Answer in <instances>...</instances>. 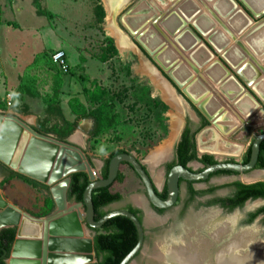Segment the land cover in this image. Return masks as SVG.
I'll return each instance as SVG.
<instances>
[{
	"label": "rangeland",
	"instance_id": "1",
	"mask_svg": "<svg viewBox=\"0 0 264 264\" xmlns=\"http://www.w3.org/2000/svg\"><path fill=\"white\" fill-rule=\"evenodd\" d=\"M138 1L129 0L125 3L116 14L115 21L134 44L136 46L138 44L147 54L138 46L136 51L130 50L128 53L119 51L116 38L110 34L106 25L103 0H0V112L16 114V116L18 113L23 116L22 118H28L30 114H25L30 111L29 103L33 105L36 102L35 109L39 112L41 109L38 108H41L45 103L44 100H47L52 103H48L50 110H47L45 115H37L33 125L50 131L49 134L64 137L70 130L72 132L75 129L57 113V110H54V107H58L57 102L61 103L60 96L64 88L67 98L63 106L65 111L68 109L70 112V119L73 120L76 116H89L97 127L96 134L91 136L88 128L82 149L85 155L91 157L97 174L99 175L103 158L111 151L123 148L146 164L158 184L159 180L163 179L162 165L171 157L173 146L179 136L178 132L176 131V138L172 140V146L165 159L155 164L149 162V156L152 151L162 150L160 149L162 145L174 136L175 128L174 123L171 124V115L176 109L166 103L151 79L140 72L139 66L142 60L151 62L171 85L175 86V84L165 70L155 62L153 56L138 42L135 35L129 32V26L124 22L126 17L132 19L133 13L130 12ZM177 1L162 0L165 6H160V14L167 15ZM239 3L254 21L264 19V14L255 18L242 2ZM156 5L159 6V3L156 2ZM142 13H147V10ZM176 16H180L179 13ZM150 19L151 23L155 16ZM189 27L203 41L204 38L195 27L191 24ZM109 38L112 42L108 41ZM58 45H61L60 47L67 53L69 64L67 73L61 72L57 66L50 63L48 58L38 64L32 63L36 54L42 51L51 53ZM214 54L217 56V53ZM235 75L246 91L255 94L236 73ZM174 91L183 103L180 112L182 128L187 116L197 121L199 111L193 109L180 88L177 87ZM8 93L14 95L9 103L6 96ZM260 104L262 106L260 108L264 110L262 102ZM48 115V119H44ZM90 118L80 120H89L91 126ZM206 125L208 127L213 124L208 122ZM254 126L252 136L247 139L234 133L229 137V140L245 145L240 156L227 154L226 151V153L214 152L216 155H212L219 159H239L253 135L264 131V123ZM201 129L203 130V127L197 128L194 136L197 154L206 151L200 150L197 142V135L202 131ZM190 165L196 169L199 167L195 162H191ZM255 174L256 176L253 174L252 178L264 180V171ZM243 176L249 175L220 174L214 176L213 180L224 182L239 177L244 181ZM126 182L112 184V190L122 191L123 199L110 204L105 208L106 210L122 208L126 198L137 201L139 194L142 196L143 184L130 169ZM0 190L8 201L33 216L38 214L36 217L47 215L51 206L55 208L49 190L33 187L19 178H11L0 183ZM258 202L260 200L256 199L247 201V204L254 205ZM81 210L83 212V209ZM145 218L146 224L159 225V227L165 220V216H155L150 212L146 213ZM256 227L261 225L257 223ZM168 230L169 227L165 224L160 232L153 233L148 230L143 246L129 264H161L157 262V260L162 261L158 255L162 257L172 246L168 239L176 237ZM247 230L253 231L256 237L253 229ZM92 233L93 231L90 230L89 235Z\"/></svg>",
	"mask_w": 264,
	"mask_h": 264
},
{
	"label": "water",
	"instance_id": "2",
	"mask_svg": "<svg viewBox=\"0 0 264 264\" xmlns=\"http://www.w3.org/2000/svg\"><path fill=\"white\" fill-rule=\"evenodd\" d=\"M237 1L242 2L255 18L263 15L262 12L254 13V11H252L248 5L243 2V0ZM178 2L179 0L176 4ZM203 3L204 2H202V4ZM174 5H172V8L170 9L171 11L163 17V20L167 21L171 19L173 21L176 19L174 20L177 23L176 28H181L178 32L179 36L184 31H189L195 36L196 41L206 44L213 54L217 53L220 57H218L219 61L223 64L228 74L234 76L235 79H238L235 75L236 73L255 94L252 95L246 90L245 92L256 101L259 107H262L260 102L264 105V100L261 99L258 91L253 87V84L260 76L261 71L264 73V65L261 64L253 53H250L243 41L234 34L232 29L220 21L221 27L227 31L230 39L235 40V43L239 45L240 48H242L248 56L255 61V63H257L254 75L249 79L244 77L241 73L240 67L235 69L231 64H229L225 59V54L215 48V46L207 39L206 30L198 29L195 24H191L204 38L202 41V38L190 29L189 24H185V20L180 14V16H176L179 12L177 11V13L174 11ZM163 14L165 13H162V15ZM213 16L217 17L215 14H213ZM188 18L189 17L186 16V19ZM154 20L151 23L153 25L157 22H154ZM128 30L131 34L136 35V32H134L135 29L129 27ZM160 31L163 36L167 37V34L164 31ZM135 38L147 50V52L153 56L155 62L163 70H165L166 74L173 80L175 84V86L172 85L173 89H176L177 87L180 88L184 97L188 98L190 104L202 113L205 120L215 124L217 128H219V122L225 115L223 111H216V113L207 112L203 106L205 102L199 101L197 103L193 96L188 93L187 87H185L186 83L183 84L182 81H178L176 78H173V70H166V67L159 62L156 57V51L146 47L136 36ZM172 41H170L171 44L174 42ZM186 59L190 61V65L194 67V70L201 77L202 73L199 71V68L193 65L188 57ZM238 82L240 83L239 80ZM240 85L244 89V86L241 83ZM249 118L250 117L243 120L242 117H240L241 125L235 129V131L233 130L232 133L239 135V137L242 136V138L244 137L245 139L251 137L255 126L252 123L251 118ZM206 126L207 125H204L203 128ZM263 140L264 131L254 135V140L250 145V158L247 163H239L237 160L234 162H216L214 164L207 165L204 169L197 172L189 170L182 165L173 166L166 174L167 197L163 200L158 197L154 190L152 181L154 179H152L151 173H148L146 169L142 167V161L134 154L123 152L113 156L109 162L107 177L100 178L97 174V170L89 163L80 146L58 140L51 135L40 134L34 131L31 126L20 117L0 112V161L20 174L47 184L49 186V192L55 203V208L52 212L45 216L36 217L22 210L14 203L8 201L0 190V230L6 227H16V235L10 252L6 257V263L7 260L12 257L20 260H32L34 262L38 260V264H64L66 262L64 261L65 258L72 257V259H74L75 257L84 259L85 257L80 264H102L97 262L95 259L93 233L92 235H89V232L92 228L101 227L102 224L110 217L121 214L129 217L133 221L138 233V240L136 244L119 263L129 264L134 259L136 253L140 251L144 242L145 231L142 222L138 220L136 215L124 208L111 209L98 220H94V209L91 200V192L93 189L113 183L121 163H128L138 175L143 183L146 198L152 205L158 208H167L176 200L178 194V180L180 178L187 180H201L207 178L210 173L219 170L238 172L243 175H246L249 171L258 170L255 168V163L258 158L260 143ZM203 153L210 155L215 154L213 151H201L200 154ZM80 170L87 172L90 182L84 190L83 201L69 202L67 199V189L70 182L68 175L71 172ZM260 170L264 171L263 169ZM256 181L259 180L255 179L247 181L246 183ZM80 208L83 209V213L80 211ZM22 216L25 219H29L31 223L38 225L39 235H37V237L23 238L19 235V232L21 231L19 223ZM66 218H72L74 223L71 221V225L66 227V224L64 223ZM247 228L250 227H244L242 230ZM84 232H86L88 236L87 238H84ZM88 252H90V254H85ZM5 255L6 253H4V256Z\"/></svg>",
	"mask_w": 264,
	"mask_h": 264
},
{
	"label": "crops",
	"instance_id": "3",
	"mask_svg": "<svg viewBox=\"0 0 264 264\" xmlns=\"http://www.w3.org/2000/svg\"><path fill=\"white\" fill-rule=\"evenodd\" d=\"M110 0H103V3H104V8H105V11H106V25H107V28H108V31L110 32V34L116 38V41H117V46H118V49L121 53H128L130 50L131 51H136L138 48L137 46L142 49L137 43V46L134 44V42L129 38V36L123 32L117 25L116 21H115V18H116V14L122 9V7L124 6L125 3H127L129 0H113V3H111V12H109V8H108V4H106V2H109ZM153 1V0H139L136 4H135V12H133V10L131 12H133L132 15H134V18H133V29H135V32H137L138 34L143 32V30L149 26V23H150V20H146V15H149L150 17H156L157 15H159V10L156 9L150 2ZM155 2L159 3V6L163 7L165 6V3L162 2V0H154ZM170 1V0H169ZM216 0H212V2L210 0H207L205 1L212 9L214 8L213 7V4ZM220 1H223V6L226 10L232 8L231 7V2L229 0H220ZM236 0H234V4L237 5L238 7L235 9L234 8V14L235 13H238V8H242L241 4L236 2ZM199 1L198 0H189V2L187 3V7L190 8L191 10H194L196 7H199ZM222 4V3H221ZM259 7H262L264 6V0H259ZM186 7V9L188 10V8ZM236 7V6H234ZM185 8V7H184ZM243 9V8H242ZM144 10H147V13H142V11ZM151 10V12H150ZM244 10V9H243ZM215 11V10H214ZM245 11V10H244ZM130 12V13H131ZM205 11V9H203V11H201L199 14L196 15V17L194 18V21L196 22L197 26L200 28V29H203V30H206L207 31V35L206 37L209 39L211 38V40L213 41V43H215L217 46H220L222 44V42L225 40L224 36L221 35L220 33L219 34H216L218 28H220V26L218 25V23L212 18V16H210V14ZM216 12V11H215ZM246 12V11H245ZM217 13V12H216ZM247 13V12H246ZM218 14V13H217ZM248 14V13H247ZM249 15V14H248ZM127 15H125L126 17ZM224 18L223 15H220ZM250 16V15H249ZM251 17V16H250ZM223 21H226L228 23V26L234 30V32L237 34L238 38H240L241 40H243L244 42V45L248 47V45L246 44V40L244 39V36H245V33L251 28L249 27H244L242 26L244 24V18L243 16L241 15H237L235 18H234V26L229 22L228 19H223ZM125 19V18H124ZM126 20V19H125ZM124 20V21H125ZM228 20V21H227ZM152 23V22H151ZM174 23V26L177 25V23L171 19L165 21V20H160V27L161 29H163L164 31H166V33L169 35L170 39L172 38L171 35L173 36V31L174 29L176 28H173L174 26H172ZM217 24V25H215ZM152 25V24H151ZM132 26V25H131ZM219 26V27H218ZM152 28H150V37H153L154 38V42H151L149 43V45L151 47H153V45H157L159 44L158 42L162 41V37L161 35L158 33V31L156 29H154L153 27L154 26H150ZM242 27L243 28V32H241L242 34H240V32L238 30H240ZM173 28V29H172ZM168 31H167V30ZM172 29V30H171ZM222 29V28H220ZM147 30V29H146ZM153 30V31H152ZM156 30V31H155ZM215 30V31H214ZM238 31V32H237ZM156 32V33H155ZM221 32H225L222 31ZM136 33V34H137ZM215 33V34H214ZM225 34V33H224ZM227 34V33H226ZM225 34V35H226ZM157 35V36H156ZM228 34L225 36L227 37ZM229 37V36H228ZM227 37V38H228ZM254 40H255V43L254 44V47L256 50H259V46H264V31L262 32H259L256 34V36H254ZM143 42V41H142ZM192 36L191 35H185L182 37V44L180 45L181 47H178L177 49H179L180 51L182 50L185 55L190 59L192 60L198 67L199 69L202 68V70H206L204 78H206V80L204 81L203 79H201L200 77L198 76H195L192 77L190 79V77L188 78V81L186 82L187 80V77L190 75L191 70L187 63V61H185L183 59V57L181 56L180 52L177 51L176 49H174L171 45H167L168 44V41L165 40V42L163 43V45H167V50H168V53L169 55H173L172 57L176 56V57H179V60L178 62L175 64V65H179L181 64L182 68L180 71V73H184L183 75V78L182 79H179L177 78L178 80L182 81L183 84H185V87H188L190 89L191 92H189L188 90V93H190L192 96L194 95L193 98H195L197 101H205L206 99L209 100V99H215L216 102H218L219 106L221 104V106L223 108H219L218 112L220 110H225L227 109V111H230L232 114L231 116L235 119V121L237 123H235V121H233L234 124L231 125V127H229L230 129L226 130V134L224 135L222 132H224L223 130H221V128H217V126L215 124L213 125H210L208 127H205V129H203L202 131L206 130L207 128L209 129H212V133L215 135H218L220 137H222L226 142L228 143H232L234 145H241L242 148H243V145L242 143H239L238 141H231L229 140L230 138V135H231V132L234 130L235 131V128L237 129L238 127H240V121L239 119H237V117L234 115V111L240 113L235 107L234 109L232 110L231 107V102H232V99L236 96L240 94H242L244 97H246L249 101V97L245 96L244 94H246L244 91H239V88L238 86H240L238 84V82L235 80V78L233 79L232 77H228V78H225L222 80H220L222 78V75L224 74V70L222 69V67L220 66L219 63H215V64H211L213 58L217 57L216 55H214L210 49L205 46V44L199 42V43H196L195 45L192 46ZM230 42V43H229ZM229 42L224 46L225 50H227L228 48H232V44L233 43V40H229ZM155 45V46H156ZM61 45H58L57 48H61L60 47ZM253 47V48H254ZM56 48V49H57ZM238 48V47H237ZM237 48L234 49V51H231L233 50V48L230 50V53H227L228 57L230 58L231 57V52H232V56L230 59L232 61H239V64L243 63L244 61H246L248 59V57L240 50H236ZM250 49V47H248ZM63 49V48H61ZM142 51V50H141ZM241 51V53L239 52ZM250 51L252 53L255 54L256 58L261 61V63L264 65V55L262 56H259L256 51H253L252 49H250ZM233 53H236V54H239V55H236L235 57V54ZM245 55L246 57H242V55ZM233 58V59H232ZM243 58V59H242ZM185 62V63H184ZM246 64L244 66L246 67H243L242 69V73L244 74V76L246 78L249 79V77H252V75H254L255 73V68L252 64H250L248 61L245 62ZM139 70L141 73H143L144 75L148 76L151 81L153 82V84L155 85L156 89L160 92L162 98L166 101V103L170 104L171 107L175 108L176 109V112H173V114L171 115V124L175 123L177 124L179 127H178V130H175L178 132L179 134V131H180V128H181V125H182V118H181V115H180V112L182 111L183 109V103H182V100L181 98L175 93L172 85L168 82V80L166 78H164V76L159 73V70L151 63L149 62L148 60H142L140 66H139ZM178 68V66H175L174 68H172V70ZM245 69V70H244ZM171 70V71H172ZM188 70V71H186ZM247 73H250L247 74ZM176 76L179 77V73L176 72L175 73ZM263 75V74H261ZM175 77V76H174ZM209 77V78H208ZM176 78V77H175ZM214 78V79H213ZM232 78V79H231ZM258 83L255 82L253 85L256 86L255 88L257 89V85H258V93L260 94V96L262 97V99L264 100V95L263 93L261 94L259 89H260V85L263 84V88H264V77L263 76H259L258 78ZM260 79V80H259ZM263 79V80H262ZM195 80V81H193ZM228 80V81H227ZM234 80V81H233ZM262 80V81H261ZM208 81L209 83H211V87L208 86ZM213 81H214V84H213ZM220 81V82H219ZM231 82L234 84V89H235V92L236 94H234V96H230L229 98L225 97L224 95H222V93H220V91L217 90V87H219L220 85L221 86H224L225 82ZM190 83V84H189ZM204 84V85H203ZM223 84V85H222ZM203 85V86H202ZM213 85V86H212ZM193 86H197V87H202L201 90L199 91H195L194 90V87ZM204 87H207L205 90ZM192 88L194 91H192ZM214 90V94H212V89ZM197 89V88H196ZM62 94L60 96L61 98V107H62V110L66 119L72 121V119H70L71 117V114L70 112L68 111H65L64 109V106H63V103L64 101L66 100L67 98V94L64 93L65 89L63 88L62 89ZM194 92V94H192ZM208 92V93H207ZM200 94V96H198L197 94ZM202 93H205V94H202ZM210 93L212 94V96L210 97ZM196 94V95H195ZM221 96H220V95ZM220 97H219V96ZM205 99H204V98ZM222 97V98H221ZM202 98V99H201ZM209 98V99H208ZM225 99V100H224ZM206 100V101H207ZM224 101V102H223ZM30 106V111L28 114H25V115H29L28 118H22L23 116L20 114L17 113V116L22 118V120H24L25 122H27L29 125H33L34 121L36 120L37 118V115H40V114H44V107H45V104H42L41 105V108L39 107L38 109H41V111L37 112V110L35 109L36 108V102L33 103V105H31L30 103L28 104ZM43 106V108H42ZM220 106V107H221ZM252 106V104H251ZM69 107V106H68ZM32 109V110H31ZM33 109H35V111H33ZM207 112L209 113H215V112H211V111H208L206 110ZM257 111V112H256ZM254 115H253V119L255 120V122H257L258 125H262V123H264V114H262L259 110H254ZM242 113V112H241ZM240 113V114H241ZM260 113V114H259ZM32 114V115H31ZM16 115V114H15ZM173 116H175L177 118V121L176 122L174 119H173ZM243 117V116H242ZM30 118V119H29ZM239 122V123H238ZM84 124V125H83ZM90 126V122L89 120H79L78 121V125L77 127L68 135V137L66 138V142H69L71 144H74V145H77V146H80L82 149L84 148V141L86 140L87 138V134L86 131L88 130ZM214 127V128H213ZM216 127V128H215ZM234 127V129H233ZM233 129V130H231ZM231 130V131H230ZM202 131H200L199 133H201ZM222 131V132H221ZM217 133V134H216ZM222 133V134H221ZM48 135H51L53 136L54 138H56L53 134H48ZM198 136V135H197ZM57 139V138H56ZM207 142H205L206 144ZM208 143H209V140H208ZM207 145V144H206ZM245 146V145H244ZM241 148V149H242ZM245 149V148H244ZM244 149L241 151V153L244 151ZM156 151V150H155ZM155 151H152L151 154H153ZM240 153V154H241ZM150 154V156H151ZM155 154V153H154ZM106 157V156H105ZM151 158V157H150ZM149 158V160H150ZM166 158V157H165ZM150 162V161H149ZM151 163V162H150ZM103 165V161L101 163ZM101 165V166H102ZM131 170L135 173V171L130 167V165L126 164L125 162L121 163L120 166H119V171H121L123 174H124V178L123 179L124 181L120 182V183H125L127 181V178H128V170ZM136 174V173H135ZM254 174V173H253ZM252 174V176H253ZM137 175V174H136ZM249 176H243V179L244 181H249V180H252ZM15 179H18V178H15ZM154 179V178H153ZM248 179V180H246ZM155 181V179H154ZM156 182V181H155ZM162 182V179L159 180L158 182V186L161 184ZM127 183V182H126ZM119 191V190H117ZM121 194H122V191H119ZM60 197V196H59ZM139 198L137 199V201H134L133 202L137 205H144L145 203V198L143 197V195L141 196L139 194L138 196ZM69 202H73V201H69ZM55 204V203H54ZM82 209V208H81ZM53 210H51L52 212ZM50 213V212H49ZM69 222H73L72 218L68 219ZM68 221H65L64 223L66 224V226H70ZM71 222V223H72ZM20 223L21 224V233L20 235L23 237V238H27V237H37V235H39V228H38V225H34L33 223H31V221L27 220V221H23V216L20 220ZM74 223V222H73ZM29 230V231H26V230ZM87 234L86 232H84V238H87ZM86 254V253H85ZM85 259V257H84ZM84 259H80V258H75L72 259L71 258H65L64 261H66L64 264H71L69 261L70 260H75V264H80L81 261H83ZM9 263L10 264H30V263H26L24 262L23 260H20L18 258H15V257H12L10 260H9ZM60 264H63V263H60Z\"/></svg>",
	"mask_w": 264,
	"mask_h": 264
},
{
	"label": "bare ground",
	"instance_id": "4",
	"mask_svg": "<svg viewBox=\"0 0 264 264\" xmlns=\"http://www.w3.org/2000/svg\"><path fill=\"white\" fill-rule=\"evenodd\" d=\"M199 1V7H196L194 10H191L190 8H188L187 7V3L189 2V0H179V2L177 3V4H175L174 5V7H173V9L174 10H177L178 12H179V14L181 15V17H183V19L185 20V24L187 23V24H195L196 25V27L198 28V29H200L198 26H197V24H196V22L194 21V18L196 17V15L197 14H199L201 11H203V9H205V11H207L209 14H210V16H212V18L218 23V25L220 26V28H222L221 27V24H220V21H222L224 24H226L227 25V27H229L228 26V23L226 22V21H223L222 20V16H220V15H223L224 16V18L223 19H228L229 20V22L234 26V18L239 14V15H241V16H243V18H244V24L242 25V26H244V27H251L246 33H245V36H244V39L246 40V44L248 45V47H250V49H252L253 51H256V53L259 55V56H262V55H264V46H259L258 48H259V50H256L255 49V47H254V44H256L255 43V40H254V36H256V34L257 33H259V32H262V31H264V19H262V20H260V21H254L242 8H238V13H235L234 14V8L236 9L238 6L237 5H235L234 4V0H229L230 2H231V7L232 8H230V9H228V10H226L225 8H224V6H223V1H220V0H216L214 3H212L213 4V9L205 2V1H207V0H198ZM204 2L203 4H202V2ZM211 2H212V0H210ZM236 2H238L237 0H236ZM235 2V3H236ZM243 2H245L247 5H248V7L252 10V11H254V13H259V12H262V14H264V6H262V7H259V0H243ZM111 3H113V0H110L109 2H107V4H108V8H109V12H111ZM156 9H160V6H157L156 5V2H154V1H151L150 2ZM222 3V4H221ZM239 3V2H238ZM241 4V3H240ZM234 6H236V7H234ZM185 7V8H184ZM186 7L188 8V10L186 9ZM135 10V9H134ZM133 10V12H135ZM218 13H216L215 11ZM133 12H131V13H133ZM150 12H151V10H150ZM206 12V13H207ZM215 14L217 17H214L213 16V14ZM166 15V13L165 14H160V12H159V15H157L156 17H155V19L156 20H154V22L155 21H157V22H155V25H151V23H149V26H147L144 30H143V32H141V33H137L135 36L138 38V39H140L141 41H143V44L146 46V47H148V48H150V49H153V51L155 50L156 52L155 53H157L156 55V57H157V59L159 60V62L163 65V66H165L166 67V70L168 69H170V70H172V68H174L175 66H178V68H176V69H174L173 71H172V76H173V78H175L176 77V79L177 78H179V79H182L183 78V75H184V73H180V71L179 70H181V69H183L182 68V66H181V64H179V65H175L177 62H178V60H179V57H176V56H174V57H172L173 55L171 54V55H169V53H168V50H167V45H171L174 49H176L177 51H179L180 52V54H181V56L183 57V59L185 60V61H187V63L186 64H188L189 65V67L188 68H190V70H191V72L192 73H190V75L187 77V80H186V82L188 81V78L190 77V79L192 78V77H194V75L195 76H198V77H200L198 74H197V72L194 70V67H192L191 65H190V61L188 60V59H186L187 58V56L185 55V53L181 50H179V49H177L178 47H181L180 45L182 44L181 42H182V37L183 36H185V35H191L192 36V40H193V42H192V46L193 45H195L196 43H199L198 41H196V39H195V36L191 33V32H189V31H184L180 36H179V34H178V32H179V30L181 29H179V27L178 28H175L176 26H174V23H173V25L172 26H174L173 28H175L174 29V31H173V36L171 35V39H170V37H169V35L166 33V31H164L163 29H161V27H160V20L162 19L163 20V17ZM192 15V16H191ZM186 16H188L189 18L188 19H190V20H188V19H186ZM153 17V16H152ZM152 17H150L149 15H146V20H150L151 21V19L150 18H152ZM133 18H134V15H133V17H132V19H129L128 17H126L125 19V21L124 22H126L127 24H128V26L129 27H133V24H134V22H133ZM219 18V19H218ZM227 20V21H228ZM153 22V21H152ZM132 25V26H131ZM215 25H217V24H215ZM150 26H154L153 28L154 29H156L157 31H158V33L161 35V37H162V41H160V42H158L159 44H155V45H153V47H151L150 45H149V43H151V42H154L153 40H154V38L153 37H150V28H152V27H150ZM218 26V27H219ZM255 26H256V28H255ZM244 27H242L240 30H238L239 32H240V34H242L241 32H243V28ZM172 28V29H173ZM220 28H218V30H217V32H216V34H221V35H223L224 36V38H225V40L222 42V44L220 45V46H217L215 43H213V41L211 40V38H207L214 46H215V48H217V49H219L220 51H222V53L223 54H225V59L228 61V63L229 64H231L235 69L236 68H238V67H240V69H241V73H242V69H243V67H246V66H244L246 63V61H248L250 64H252L253 66H254V68H255V70H256V68H257V63H255V61H253L249 56H248V54L242 49V48H240V46L239 45H237L236 43H235V40H234V44H232V48H233V50H231L232 48L230 47V48H228L227 50H225V48H224V46L229 42V40H230V37H225L227 34V31L225 30V29H223V31H225L224 33L226 34H224L223 32H221L222 31V29H220ZM147 29V30H146ZM171 29V30H172ZM155 30V31H156ZM160 30H162V31H164L166 34H167V37H169V38H167L166 36H163V34L161 33V31ZM167 30V29H166ZM153 31V30H152ZM168 31V30H167ZM183 31V30H182ZM215 31V30H214ZM233 32H234V30H232ZM237 31V32H238ZM135 32V31H134ZM156 33V32H155ZM178 34V35H177ZM215 34V33H214ZM234 34L235 35H237L235 32H234ZM157 36V35H156ZM179 36V37H178ZM178 37V38H177ZM153 39V40H152ZM165 40H170V41H172L173 42V44H171L170 43V41H168V44L167 45H163V43L165 42ZM243 41V40H242ZM244 42V41H243ZM230 43V42H229ZM238 47V48H237ZM247 46H246V48L250 51V49L248 48ZM254 47V48H253ZM235 48H237L236 50H238V49H240L247 57H248V59L246 60V61H244L243 63H241V64H239V61L237 62V61H232L230 58L231 57H233L234 58V56H232V52H231V57L229 58L228 57V55H227V53H230V50L231 51H234V49ZM241 51H239L240 53H241ZM235 52V51H234ZM250 53H252L251 51H250ZM233 54H235V57H236V55H239V54H236V53H233ZM242 55V57L244 58V57H246L245 55ZM254 54V53H253ZM255 55V54H254ZM256 57V56H255ZM232 58V59H233ZM242 58V59H243ZM180 61V60H179ZM261 62V61H260ZM185 63V62H184ZM191 63L193 64V65H195L196 67H198L192 60H191ZM215 63H219L220 64V66L222 67V69L224 70V74L222 75V78L220 79V80H222L223 81V79H225V78H228V77H232L233 79H234V76H232V75H230V74H228V72L226 71V69H225V67L223 66V64L219 61V59H218V57H215V58H213V60H212V62H211V64H215ZM262 64V63H261ZM263 65V64H262ZM199 68V67H198ZM245 70V69H244ZM186 71H188V70H186ZM199 71H200V69H199ZM176 72H178L179 73V77L178 76H176ZM205 72H206V70H202L201 71V73H202V75H201V79H203L204 81L206 80V78H204V76L206 75L205 74ZM256 72V71H255ZM243 74V73H242ZM247 74H249L250 75V73H247ZM261 74H263V75H261ZM261 74H260V76H263L264 77V73L261 71ZM175 76V77H174ZM207 76V75H206ZM243 76H244V74H243ZM251 76H253L252 74H251ZM245 77V76H244ZM209 78V77H208ZM231 78V79H232ZM250 78V77H249ZM214 79V78H213ZM178 80V79H177ZM237 82H238V79H235ZM260 80V79H259ZM263 80V79H262ZM261 80V81H262ZM178 81H180V80H178ZM183 81V80H182ZM193 81H195V80H193ZM228 81V80H227ZM234 81V80H233ZM264 81V80H263ZM220 82V81H219ZM255 82H257L258 83V79L255 81ZM190 84V83H189ZM213 84H214V81H213ZM238 84L240 85V83L238 82ZM204 85V84H203ZM202 85V86H203ZM223 85V84H222ZM263 84H261L259 87H260V89H259V91H260V93L262 94L263 93V95H264V88H263V86H262ZM208 86L209 87H211V83H209V81H208ZM213 86V85H212ZM194 87V90L196 91H199V90H201V88L202 87H197V86H193ZM253 87L255 88L256 86H254L253 85ZM197 88V89H196ZM205 88V90H207L206 88L207 87H204ZM238 88H239V91H244L245 92V89H243L242 87H241V85L240 86H238ZM212 89V88H211ZM256 89V88H255ZM257 89H258V85H257ZM256 89V90H257ZM175 90V89H174ZM187 90L189 91V92H191L190 91V89L187 87ZM193 90V88H192V91H194ZM215 90V89H214ZM214 90L212 89V94H214ZM217 90L218 91H220V93H222V95H224L225 97H227V98H229L230 96H234V94H236V93H234L235 92V89H234V84L233 83H231L230 81L229 82H225V84H224V86H219V87H217ZM176 93V92H175ZM208 93V92H207ZM246 93V92H245ZM192 94H194V92L192 93ZM197 94V93H196ZM195 94V95H196ZM202 94H205V93H202ZM212 94L210 93V97L212 96ZM198 96H200V94H197ZM206 95V94H205ZM220 95V94H219ZM218 95V96H219ZM245 96H247V97H249V99H250V101L246 98V97H244L242 94H240L239 93V95L238 96H236L235 97V99L233 98L232 99V102H231V107L230 108H232V110L234 109V107L241 113H238L237 111L235 112L234 111V115L237 117V119H239V121H240V117H242V119L243 120H245V119H247L248 117H250L251 118V121H252V123H254V125H256V126H259L258 124H257V122H255V120L253 119V115H254V110H259L262 114H264V111L259 107V105L256 103V101L251 97V96H249L248 95V93H246V94H244ZM207 96V95H206ZM221 96V95H220ZM219 96V97H220ZM259 96H260V94H259ZM193 97H194V95H193ZM261 97V96H260ZM204 98V97H203ZM222 98V97H221ZM231 98V97H230ZM195 99V98H194ZM202 99V98H201ZM205 99V98H204ZM209 99V98H208ZM261 99H262V97H261ZM196 100V99H195ZM207 100V99H206ZM204 101L205 103L203 104V106H204V108L206 109V110H208V111H211V112H215L216 113V111H218L219 110V108H223L222 106H221V104H220V106H219V104H218V102H216L215 101V99H209V100H207V101ZM225 100V99H224ZM263 100V99H262ZM197 101V100H196ZM199 101H197V103H198ZM224 102V101H223ZM251 104H252V106H251ZM219 107V108H218ZM257 112V111H256ZM223 113L225 114L224 115V117H223V119L219 122V128H221V130H223L224 132H222L224 135L226 134V130H228V129H230L229 127H231V125L232 124H234L233 123V121H235V119L231 116L232 114H230L231 112L230 111H227V109H225V110H223ZM260 114V113H259ZM173 119L176 121V122H178L177 121V118L175 117V116H173ZM232 119H233V121H232ZM241 122V121H240ZM235 123H237L236 121H235ZM239 123V122H238ZM240 125H241V123H240ZM178 125L177 124H175L174 123V128H175V130H178ZM205 128V127H204ZM203 128V129H204ZM214 128V127H213ZM216 128V127H215ZM233 129H234V127H233ZM233 129H231V130H233ZM236 129V128H235ZM172 130H173V127H172ZM212 129H209V128H207L206 130H204V131H202L201 133H199L198 134V136H197V142H198V146H199V148H200V150H209V151H213V152H216V153H218V152H227V154H231V155H235V156H239L240 155V153H241V151L245 148V146L243 145V148H242V146L241 145H234V144H232V143H228V142H226L222 137H220V136H218V135H215V133L213 134L212 133V131H211ZM230 130V131H231ZM180 132V131H179ZM233 132V131H232ZM231 132V135L233 134ZM221 133V134H222ZM217 134V133H216ZM227 135V134H226ZM230 135V136H231ZM175 138H176V131L174 132V136L170 139V140H167L163 145H162V147L160 148V149H162V150H159V151H155L153 154H151V156H149V158H150V162L151 163H155V164H157L159 161H161L163 158H165L167 155H168V152H169V150H170V147L172 146V143H173V141L175 140ZM173 140V141H172ZM208 140H209V143H208ZM205 142H207L206 144H205ZM242 148V149H241ZM199 150V151H200ZM225 152V153H226ZM258 172H262L263 173V171H261V170H256V171H253V172H251V173H249V174H246V175H252L253 173H254V176H256V174L255 173H258ZM253 176H251V178L250 179H252V180H255L256 178H252ZM258 179V178H257ZM252 180H249V181H252ZM59 196V195H58ZM77 211H78V209H77ZM80 211L82 212V210H81V208H80ZM83 213V212H82ZM68 219H70V218H66L65 219V221H68ZM27 220H29V219H25L24 217H23V221H27ZM30 221V220H29ZM64 221V222H65ZM68 223H69V225H71V222H69L68 221ZM21 224L22 223H19V226H20V230H21ZM34 225H35V223H33ZM37 225V224H36ZM67 227V226H66ZM26 231H29L28 229L26 230ZM188 231V230H187ZM224 229H221V228H219V230L218 231H215L214 233H213V238L216 240V239H219L221 236H223L224 235ZM20 233L21 232H19V235H20ZM187 233H192L191 231H188ZM186 234V233H185ZM199 236V235H198ZM189 238V237H188ZM194 238V237H193ZM200 238H202V237H200ZM255 235L253 234V231L251 232V231H249V230H247V229H245V230H243V231H239L238 233H236V234H234V235H232V237L230 238V240L224 245L223 244V247L221 248V249H219L216 253H215V257H214V259H215V264H264V238L263 239H256L255 240ZM221 239V238H220ZM205 240V239H204ZM204 240H201V239H196L195 241H189V239L188 240H183L182 242H181V244L180 245H178V246H176V247H171V248H169L168 250H166L165 252H164V254L162 255V257L160 256V254L158 255L159 256V258L163 261V262H165L166 264H202V262H203V260L205 259V257H206V255H207V253H208V248H209V246H210V242H207V241H204ZM208 240V239H207ZM210 240H213V239H210ZM209 240V241H210ZM214 241V240H213ZM218 241V240H217ZM82 247H83V244H82ZM234 251H237L238 253H239V255H235L234 256ZM245 252V254H243ZM210 253V252H209ZM86 254H90V252H88V253H86ZM208 256V255H207ZM11 258H9L8 260H7V263L8 264H10L9 263V260H10ZM24 262H26V263H30V264H38L39 262H38V260L37 261H32V260H23ZM71 264H75V260L73 261V260H70L69 261Z\"/></svg>",
	"mask_w": 264,
	"mask_h": 264
},
{
	"label": "flooded vegetation",
	"instance_id": "5",
	"mask_svg": "<svg viewBox=\"0 0 264 264\" xmlns=\"http://www.w3.org/2000/svg\"><path fill=\"white\" fill-rule=\"evenodd\" d=\"M193 109L197 111L196 108ZM197 114H199L198 116L199 119L197 121L192 120L190 116L186 117L184 125L181 128V132L179 133L178 139L175 145L173 146L171 157L170 159L166 160V163L164 165H162L164 168H163V179L161 184L158 186L156 182L152 180L155 192H163L165 190L166 196L164 198H161L163 200L166 199L167 197V184L165 179L166 174L173 166L180 165L176 163V147L181 139L183 130L186 127H189L190 132H195L196 134L197 128H199V126L202 125L203 122V118L201 116L202 114L200 115V112ZM254 135L252 139H250V141L248 142L247 149L250 147L251 143L253 142ZM247 149L239 159H234V158L219 159L213 155L212 156L214 157L216 162H226V161L234 162L235 160H237L239 163H244L243 160ZM195 151L197 154L196 146H195ZM203 154H197V156L200 157ZM191 162L198 163L199 167L197 169L193 168L190 165ZM126 164L128 165V163ZM169 164L172 165L169 167V169H167ZM207 165H210V163L201 162L198 160H190L186 163V168L194 172H197L204 169ZM142 166H144L146 171L150 173L145 163L142 162ZM255 168L258 170L260 169L264 170V168H257V167ZM219 171H227V170H219ZM253 171H249V172L251 173ZM249 172L247 174H249ZM220 174L239 175L242 173L233 172V171L217 173L216 171L210 173L207 178L201 180H187L180 178L178 180V194L176 200L173 202L172 205H170L167 208H158L152 205L146 198L145 190L142 194L143 197L145 198L144 205H137L133 201H131L130 199L124 196L126 200L122 208H124L127 204H131L132 206L139 209L138 214L141 217V222L143 224L145 231L144 242L146 240L148 230H151L153 233L160 232L162 226L165 224L166 226L169 227L168 232L173 233V235L176 236L173 237L172 239H168L170 241L169 243H172L171 247L180 245L182 240L189 239V241H195L196 239H201V240L205 239L204 241L210 242L211 244L208 248V253H207L208 256L206 255L202 264H215V259H214L215 253L223 247V244L225 245L230 240L232 235L241 231L242 228L250 227L247 229H253L256 233V238H264V210H262V208L264 207V198L262 197H258L255 199L248 198L241 205H237V204L234 205L235 193L237 191V186L235 182H241L245 184L247 183L242 179H240L239 177L232 178L224 182L214 181L213 177L218 176ZM256 199L260 200L258 204H254V205L247 204V201H253ZM147 212H150L155 216H162V215L163 217L165 216L163 225L159 227V225L146 224L145 217ZM257 223H259L261 227H256ZM219 228L224 229L225 232L224 235L220 237L221 239L219 238L215 240L212 235L215 231H218ZM187 230L191 231L192 233L191 234L187 233L188 232ZM210 239H213L214 241ZM243 254H245V252ZM235 255H239V253L237 251H234V256ZM157 262H160L161 264H166L159 260H157Z\"/></svg>",
	"mask_w": 264,
	"mask_h": 264
},
{
	"label": "trees",
	"instance_id": "6",
	"mask_svg": "<svg viewBox=\"0 0 264 264\" xmlns=\"http://www.w3.org/2000/svg\"><path fill=\"white\" fill-rule=\"evenodd\" d=\"M108 41L112 42L110 38L108 39ZM142 51L144 50L142 49ZM50 54H51L50 52L46 53L42 51L36 54L32 63L38 64V63H41L43 59L48 58L50 63L57 66L52 61ZM44 102H45L44 104L46 105L44 109L45 112L43 115L46 114L47 110L48 111L50 110L49 105H48V103L50 102L49 101L47 102V100H44ZM56 106L58 107H54V110H57V113L60 114V116L65 121L69 122L72 128L77 127L78 121L80 119L90 118L89 116H84V117L76 116L72 121H70L66 119L59 102H57ZM193 108L195 107L193 106ZM49 115L45 117L44 119H48ZM202 118H203V122H202V125H200V127L208 123L203 116ZM91 121H92V125L89 127V136L95 135L97 132L96 125L93 123L92 119ZM30 126L34 131L40 134L48 135L50 133V131L48 130L40 129L39 126H34V125H30ZM194 134L195 132H190L189 127H186L183 130L181 139L176 147V163L184 167H186V163L190 160H198V161L207 162L210 164L216 163L212 155L203 154L200 157L197 156L196 151H195ZM66 136L64 137L55 136V137L58 140L66 142ZM123 152H127V151L123 148H118V149L111 151L107 157L103 158V165L101 166L99 170L100 178L107 177L108 166H109V162L111 158L115 156L116 154L123 153ZM249 156H250V147L246 151V154L243 160L244 163H246L249 160ZM86 157L89 163L93 166L94 164H93L91 157L88 156L87 154H86ZM171 165L172 164H169L167 169H169ZM142 167L145 169L144 166ZM255 167L264 168V140L260 143L257 163ZM218 172L220 173V172H228V171H217V173ZM68 176L70 178V182H69L68 189H67L68 201H83L84 190L86 186L88 185V183L90 182L87 172L83 170L74 171V172H71ZM0 177H2V180L0 181V183L5 182L11 178H19L23 180L24 182L32 185L33 187L46 190V191L49 190L48 189L49 186L47 184L41 183L35 179H32L30 177H27L23 174L18 173L17 171L6 166L1 161H0ZM123 178H124V174L121 171H118L113 183L121 182ZM113 183L107 186L97 187L92 190L91 200H92L93 209H94V220H98L107 211H109L105 209L106 207L122 199V194L119 191L112 190L111 187ZM235 184L237 186V191L235 193L234 205L236 204L241 205L248 198H251V199H255L258 197L264 198V180H259V181L247 183V184L241 183V182H235ZM156 193L160 198H164L166 196L165 190L163 192H156ZM53 207L54 206H51L50 210L47 213H49L53 209ZM124 208L130 211L131 213H133L134 215H136L138 220L141 222V217L138 214L139 212L138 208L132 206L131 204H127ZM262 210H264V207L262 208ZM37 215L38 214H36L35 216ZM91 230L94 232L93 233L94 256H95L96 261L102 264H119L121 260L124 258V256L134 247V245L136 244L138 240L137 229L133 221L129 217L125 215H121V214L110 217L108 220H106L102 224L101 227L92 228ZM15 235H16V227L14 226L2 228L0 230V264H7L6 257L8 256L10 252ZM4 253H6L5 256H4ZM137 254L138 253H136L135 256H137Z\"/></svg>",
	"mask_w": 264,
	"mask_h": 264
},
{
	"label": "built area",
	"instance_id": "7",
	"mask_svg": "<svg viewBox=\"0 0 264 264\" xmlns=\"http://www.w3.org/2000/svg\"><path fill=\"white\" fill-rule=\"evenodd\" d=\"M50 55L52 61L59 67V69L63 73H67L69 70V64L65 50L58 48L53 50ZM6 96H7V102L9 103L12 100L13 94L8 93Z\"/></svg>",
	"mask_w": 264,
	"mask_h": 264
}]
</instances>
